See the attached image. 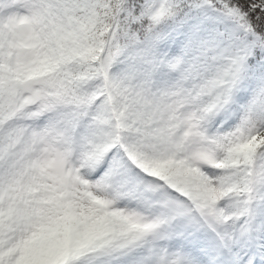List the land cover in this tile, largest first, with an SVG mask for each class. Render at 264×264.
Returning a JSON list of instances; mask_svg holds the SVG:
<instances>
[{"label": "snow or ice", "instance_id": "6c2138e0", "mask_svg": "<svg viewBox=\"0 0 264 264\" xmlns=\"http://www.w3.org/2000/svg\"><path fill=\"white\" fill-rule=\"evenodd\" d=\"M45 69L46 87L34 88ZM202 79L220 103L192 118L190 140L150 158L176 177L143 193L157 209L143 226L150 245L134 236L80 259L71 210L49 212L17 171L22 136L78 144L97 175L136 167L149 159L142 144L94 143L90 82L102 80L111 100L113 90L170 95ZM217 185L240 194L242 215L226 219ZM117 261L264 264V0H0V264Z\"/></svg>", "mask_w": 264, "mask_h": 264}, {"label": "clouds", "instance_id": "9594fccd", "mask_svg": "<svg viewBox=\"0 0 264 264\" xmlns=\"http://www.w3.org/2000/svg\"><path fill=\"white\" fill-rule=\"evenodd\" d=\"M50 72L45 69L32 77V86L45 88L42 81L48 79ZM90 83L95 100L89 110L91 119L86 121L92 127L86 130L94 143L111 141L114 146L120 140H127L142 144L143 155L149 159L137 158L133 160L136 167L125 164L120 171L97 175L81 155L78 144H65L63 137L56 136L34 138L31 130L25 132L15 149L17 171L24 173L26 182L35 185L31 189L35 199L43 201L53 214L71 210L77 227L69 244L77 249L80 259L88 261L100 255L101 247L130 237L140 236L144 245H150L152 229L143 226L153 222L157 209L143 193L161 179L165 183L176 179L172 171L158 165L153 167L150 158L176 151L190 140L187 132L192 118L199 120L207 116L220 103V90L210 87L203 79L184 84L170 95L153 92L138 98L113 90L111 100L105 95L108 89L102 80ZM208 129L214 131L212 125ZM58 154H65L62 160ZM214 187L223 193L220 200H227L226 219L243 214L239 193L230 185L223 189ZM192 191L196 194L194 188Z\"/></svg>", "mask_w": 264, "mask_h": 264}]
</instances>
